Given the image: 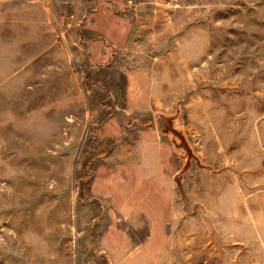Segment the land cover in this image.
Returning <instances> with one entry per match:
<instances>
[{
  "label": "rangeland",
  "instance_id": "rangeland-1",
  "mask_svg": "<svg viewBox=\"0 0 264 264\" xmlns=\"http://www.w3.org/2000/svg\"><path fill=\"white\" fill-rule=\"evenodd\" d=\"M0 264H264V0H0Z\"/></svg>",
  "mask_w": 264,
  "mask_h": 264
}]
</instances>
